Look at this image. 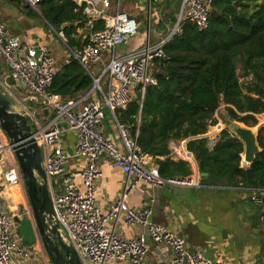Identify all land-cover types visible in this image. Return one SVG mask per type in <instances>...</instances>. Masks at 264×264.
I'll list each match as a JSON object with an SVG mask.
<instances>
[{
	"label": "built area",
	"instance_id": "2783aa9c",
	"mask_svg": "<svg viewBox=\"0 0 264 264\" xmlns=\"http://www.w3.org/2000/svg\"><path fill=\"white\" fill-rule=\"evenodd\" d=\"M22 1L36 10L42 0ZM73 1L82 9L89 25L104 23L103 29L93 30L87 36L80 49L70 50L67 63L71 57L78 60L93 81L89 92L77 100H65L51 92L59 69L50 47L9 36L5 24L0 22V64L4 62L8 68L3 77L13 82L8 84L0 77V88L30 118L34 138L42 151L60 237L74 248L83 264H225L208 259L202 250H188L182 237L152 220L151 205L142 211L130 208L129 196L140 185L152 188H200L203 185L195 156L186 147L187 141L181 142L183 158L197 167V173L185 178L165 179L160 175L159 166L153 163L154 158L138 145V132L133 137L131 127L120 122L117 116L118 111L126 110L138 96L143 101L149 86L157 85L155 62L169 60L164 47L182 34L184 22L188 21L200 30L208 28L214 0H182L174 28L167 36L157 44L148 42L129 53H120V49L138 34L140 24L137 20L119 11L110 14L111 0ZM160 1L149 0V4ZM60 35L67 42L63 33ZM104 53H110L112 57L106 68L96 75L93 68L102 62ZM106 109L115 124L122 149L105 136L102 123ZM40 111L51 113L52 118L47 124L41 122ZM214 128V135H209L208 131L203 136L210 139L211 147L224 131L221 123L215 124ZM66 131L75 134L76 156L84 162V167L74 172L67 168L70 157L62 142ZM173 151L179 154L177 148ZM4 154L11 156L13 146L5 141L0 129L2 191L22 184L17 164L2 167L7 162L3 159ZM103 156L108 157L111 168L122 171L126 178L123 194L106 214L102 213L96 199V188L103 178L99 165ZM121 216L128 227L141 229V232L132 239H124L115 230L109 231L108 225L113 223L116 229ZM14 218L0 211V264H35L38 254L33 246L13 235V227L17 225ZM149 242L158 247L165 246L164 250L170 249L172 256L168 258L165 252H158L155 253L156 263L151 262Z\"/></svg>",
	"mask_w": 264,
	"mask_h": 264
},
{
	"label": "trees",
	"instance_id": "16d2710c",
	"mask_svg": "<svg viewBox=\"0 0 264 264\" xmlns=\"http://www.w3.org/2000/svg\"><path fill=\"white\" fill-rule=\"evenodd\" d=\"M18 2L12 0L19 11L37 15ZM39 12L64 34L70 50L84 45L77 35L86 17L73 0H42ZM103 28V22H96L94 30ZM164 50L169 60L155 62L157 85L146 89L143 101L138 96L118 111L119 121L131 127L133 137L138 132V145L155 159L165 179L191 176L188 163L170 158V143L188 140L200 173L264 193V126L257 134L261 151L247 168L241 167L244 144L230 130L225 129L213 147L203 137L217 123L222 105L230 122L248 128L256 127L257 116L264 114V0H214L208 28L200 30L186 21L182 34ZM92 85L91 76L71 57L56 73L51 92L77 100Z\"/></svg>",
	"mask_w": 264,
	"mask_h": 264
},
{
	"label": "crops",
	"instance_id": "0c3cea01",
	"mask_svg": "<svg viewBox=\"0 0 264 264\" xmlns=\"http://www.w3.org/2000/svg\"><path fill=\"white\" fill-rule=\"evenodd\" d=\"M9 1L14 5L12 0ZM170 1L173 3H169ZM111 3L110 14L114 15L117 11L127 13L140 24L138 34L122 47L121 53H129L142 48L148 42L157 44L162 41L175 24L182 0H161L155 3V6H149V10L148 0H111ZM130 4H135V6H130ZM0 22L5 24L8 31L10 21L7 19L6 21L0 20ZM95 24L89 25L86 18L83 28L78 30L77 38L85 43L87 36L94 30ZM8 35L17 36L9 33ZM21 39L29 44H42L27 41L23 39V36ZM68 50L70 51L69 48ZM70 54L63 59L55 60L58 69L67 63ZM7 83L12 84L13 82L8 78ZM40 118L41 122L47 124L52 118L51 113L40 111ZM217 123H221L224 130L229 128L219 120ZM102 127L106 138L122 149L110 113L106 114ZM214 134L215 128L211 126L209 135ZM186 141L188 143V140ZM62 142L70 157L67 161L68 170L74 172L82 169L84 162L76 156L75 134L66 131ZM181 142L172 141L170 143V158L174 162L188 163L193 171L191 176H194L197 173V167H193L183 158ZM173 148H177L179 154L174 153ZM3 159L9 162H6L5 166L2 165L4 168L10 163L16 164L13 154L11 156L4 154ZM153 163L156 164L155 159ZM99 165L103 172V178L96 188V199L102 213L106 214L113 202L123 194L126 178L122 171L110 167L107 156L100 159ZM241 167L245 168L242 161ZM2 190L0 186V211L14 217L21 216L22 209L25 211L23 214L30 213L29 199L23 181L19 186ZM259 195L260 193L257 191L246 189L240 185L228 186L223 182L220 186L203 185L200 188L170 186L152 188L148 185H140L129 196L128 204L135 211H142L147 205H151L152 220L155 223L164 225L170 232L182 237L188 250H202L205 256L212 261L225 264H264V207L262 219H254L258 206L253 200ZM114 227V224L110 223L108 230H115L116 234L124 239H132L141 232V229L128 227L123 216H121L116 229ZM13 235L22 237L18 232L17 225L13 227ZM149 247L151 262L156 263L155 253L158 252H165L168 258L172 256L170 249L164 250L165 246L158 247V245L149 242ZM32 249L38 254L35 264H50L51 261L42 244L38 243Z\"/></svg>",
	"mask_w": 264,
	"mask_h": 264
},
{
	"label": "water",
	"instance_id": "95a60500",
	"mask_svg": "<svg viewBox=\"0 0 264 264\" xmlns=\"http://www.w3.org/2000/svg\"><path fill=\"white\" fill-rule=\"evenodd\" d=\"M66 26L64 25L63 29ZM237 124L234 128L230 123L227 125L230 131L243 142L245 147L243 161L250 167L261 151L257 141L258 132L240 123ZM0 129L9 144L13 146V156L21 171L29 199L30 213L23 214L25 211L22 209V215L14 218L19 234L30 246L42 244L52 264H83L74 248L60 237V227L55 218L42 151L34 138L30 118L24 109L1 88ZM200 176L202 185L220 186L222 183L214 175L201 173ZM263 197L264 193H261L253 200L258 206L254 219H262Z\"/></svg>",
	"mask_w": 264,
	"mask_h": 264
},
{
	"label": "rangeland",
	"instance_id": "374dc122",
	"mask_svg": "<svg viewBox=\"0 0 264 264\" xmlns=\"http://www.w3.org/2000/svg\"><path fill=\"white\" fill-rule=\"evenodd\" d=\"M17 1H19L18 3L20 5L22 6L25 5L22 0H17ZM169 3L172 4L173 2L170 1ZM130 6H135V4H130ZM149 6H155V3L153 2L151 5H149V0H148V5H147L148 10H149ZM33 11H35L37 15L29 16L19 11L14 5L10 3L9 0H0V20L6 21L8 19V21H10L11 27L8 26L7 28L8 29L7 32L9 34L11 35L14 34L19 37L23 36V39H26L27 41H32L33 43H42L44 45L49 46L50 49L52 50L55 60L65 58V56L68 55L70 51L66 46V42L61 37L60 35L61 33H58L57 30L53 29L51 26L45 23V21L39 15L40 14L39 8ZM121 50L122 48L120 49V53ZM111 57L112 55L110 53L103 54L102 62L93 68L96 75H98L100 71L106 68ZM6 72H8V68L4 62H1L0 77H2V80H4L5 82H7L8 78L3 77V74ZM245 80L246 79H241L242 82H245ZM15 92H17V90H15ZM106 114H109V111L107 109H106ZM225 116H226L225 105H222L215 116L216 120L217 121L219 120L226 125L230 123L232 128L238 125L236 122H229V120ZM257 118H258V125L256 127L251 128L256 133L258 132V129L261 126H264V114L257 116ZM228 130L230 129L228 128ZM4 138L5 141L9 143L5 135ZM242 165L245 168L247 167L245 165V162L243 161V158H242Z\"/></svg>",
	"mask_w": 264,
	"mask_h": 264
}]
</instances>
